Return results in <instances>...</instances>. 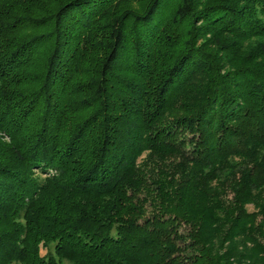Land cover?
<instances>
[{"label":"trees","instance_id":"1","mask_svg":"<svg viewBox=\"0 0 264 264\" xmlns=\"http://www.w3.org/2000/svg\"><path fill=\"white\" fill-rule=\"evenodd\" d=\"M0 264H264V0H0Z\"/></svg>","mask_w":264,"mask_h":264},{"label":"rangeland","instance_id":"2","mask_svg":"<svg viewBox=\"0 0 264 264\" xmlns=\"http://www.w3.org/2000/svg\"><path fill=\"white\" fill-rule=\"evenodd\" d=\"M50 250L52 251V248ZM46 252H47L46 247L45 248H42V254H45ZM52 252H54V251H52Z\"/></svg>","mask_w":264,"mask_h":264}]
</instances>
